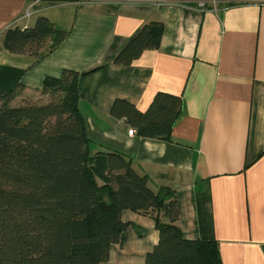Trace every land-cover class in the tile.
<instances>
[{
	"label": "crops",
	"instance_id": "1",
	"mask_svg": "<svg viewBox=\"0 0 264 264\" xmlns=\"http://www.w3.org/2000/svg\"><path fill=\"white\" fill-rule=\"evenodd\" d=\"M39 15L68 31L62 43L44 58L6 50L7 30ZM152 20L163 24L158 47L110 62ZM0 67L22 70L11 105L38 100L44 78L63 69L97 68L78 82L90 152L121 153L150 189L173 190L182 236L215 241L221 264H264V0H0ZM157 92L182 100L170 139L129 135L114 102L144 111ZM120 216L130 236L101 264H144L156 222Z\"/></svg>",
	"mask_w": 264,
	"mask_h": 264
},
{
	"label": "trees",
	"instance_id": "2",
	"mask_svg": "<svg viewBox=\"0 0 264 264\" xmlns=\"http://www.w3.org/2000/svg\"><path fill=\"white\" fill-rule=\"evenodd\" d=\"M162 30L160 21L142 24L110 62L132 64L158 47ZM67 35L39 15L31 26L8 29L4 47L44 58ZM96 69H63L44 78L38 100L11 105L24 91L22 70L0 67V264L106 262L110 245L130 236L133 226L120 216L124 209L156 222L159 239L144 264H221L215 241L182 236L173 190L150 189L121 153L90 152L78 82ZM181 107L180 96L157 92L144 111L116 100L111 112L138 137L168 141Z\"/></svg>",
	"mask_w": 264,
	"mask_h": 264
},
{
	"label": "built area",
	"instance_id": "3",
	"mask_svg": "<svg viewBox=\"0 0 264 264\" xmlns=\"http://www.w3.org/2000/svg\"><path fill=\"white\" fill-rule=\"evenodd\" d=\"M201 5H203V4H201ZM128 134H129V135H134V134H135V130H134L133 128L130 127V128L128 129Z\"/></svg>",
	"mask_w": 264,
	"mask_h": 264
}]
</instances>
